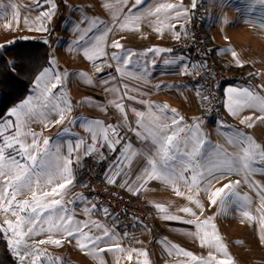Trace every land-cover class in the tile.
I'll return each instance as SVG.
<instances>
[{"label": "snow or ice", "instance_id": "obj_1", "mask_svg": "<svg viewBox=\"0 0 264 264\" xmlns=\"http://www.w3.org/2000/svg\"><path fill=\"white\" fill-rule=\"evenodd\" d=\"M144 0H134V7L141 5ZM257 0H253V3ZM264 4V0H258ZM129 0H118V4L127 6ZM14 10L16 5L12 6ZM109 10H112L113 5H105ZM129 8L124 14L123 19H120L121 9L117 8L113 13V19L119 21L118 28L121 30H135L145 16H157L164 14V21L171 19H187L188 10L182 6H176L172 3H160L154 10ZM195 7V0H193ZM55 8V5H52ZM175 13L172 15V13ZM140 13V14H137ZM183 14V15H182ZM52 12L44 11L42 19L38 20V30L47 31L43 27V19H50ZM14 16L19 23V10L14 12ZM160 21V23H164ZM28 21L25 20V23ZM103 21L92 20V28L102 24ZM261 26L264 27V17H262ZM9 29L11 25H6ZM169 27H174L169 25ZM92 28L82 30L80 40L84 41ZM158 32L161 30L158 26ZM112 28L105 26L104 31L88 46L83 47L84 56L87 60L95 62L101 57H106L108 54L105 51L107 45V36ZM79 47V45H77ZM110 47L121 49L123 46L119 41L111 43ZM159 53L161 49H152ZM137 55L133 51H125L123 55L113 53L110 59L116 61L118 72L122 77L130 76L136 80H143L144 76L150 71L147 65L143 68V76L134 74L129 71V66L133 64L132 57ZM233 57L237 56L235 51H231ZM50 65H54L56 61H50ZM155 64V61H151ZM165 64H174L175 60L164 61ZM14 66V65H13ZM243 66V65H240ZM106 67H112L111 64H106ZM136 67H140L137 63ZM96 72H101L102 68L97 67ZM69 75L77 78L84 77L89 84L92 83L89 77L83 73H61L54 67H48L42 70L36 80V88L39 89V96L36 99L33 97L27 98L18 108H13L10 116L15 120L0 122V212L5 214L11 213L17 219L15 223L10 220L4 221L2 230L11 232L15 238L13 241L14 250L17 251L21 264H25L28 258H31V264H39L42 256L47 257V253H42L35 248L34 245H29L27 239L32 236L47 232L50 234L47 241L41 240L39 243H51L56 246L62 244L61 239H52L53 234H60L62 237H74L77 244L82 250L87 249L89 253L99 258L97 253L115 250L117 253L124 250L113 242L115 233L97 222H92L90 226L87 222H81L75 218L74 211L70 210L63 200L65 190L69 185H72L74 180L73 174V153L75 149L69 143L67 152L64 154L61 150V145L56 144L55 148L50 145V141L44 138L42 142L37 138V133L30 129V124L36 120L46 122L48 117L55 113L59 119L56 123H63L66 119V113H70L72 105L69 97L65 94L63 82L66 81ZM114 80L115 77H112ZM105 84L109 81L105 80ZM128 85H124V95L129 100H136L135 96L128 95ZM167 87V85L163 86ZM59 92H54L56 89ZM116 91V89H113ZM138 91V89H136ZM227 96V111L232 116H237L245 109H253L260 113L256 119L264 121V95L258 94L256 91L244 87L236 88L229 87L226 90ZM115 103V102H114ZM138 103L144 104L146 101L139 100ZM116 108L120 113L124 114V125L128 127V131H132L135 135L146 142L143 151L137 152L133 149L130 142L123 140L118 126L111 124L105 125L99 120H88L84 126L92 133L91 139L93 144L86 149L87 152L96 151L95 142L101 141L102 146H107L109 150H116L117 146L122 147L120 153V162L116 165L110 183L116 182V177L120 176L122 169L125 166H131L133 159L139 157L144 161V167L141 174L137 177L140 181V187L143 188L149 181H160L166 185H171L178 195H182L177 184L183 182L189 187V191L193 188L202 189L209 196V201L212 205L220 202L221 211L223 212L227 204L230 202L229 197H235L245 204H251V200L247 196H240L236 191L240 181L235 183L225 184L223 187L213 190L214 182L219 181L231 174H243L244 180L248 181V177L253 173V165L255 163L264 164V146L256 143L252 137L244 135L239 131L226 133L229 143H232L238 151L228 153L219 145L211 144L205 139L200 131L199 122L194 127H187L183 123V118L178 117L175 109H169L167 105H151L148 104L147 111L131 109L134 113L135 127L128 126L127 115L123 103H115ZM158 111H153V109ZM248 126H252V117H248ZM244 121H242L243 123ZM47 126V123H45ZM223 127V125H222ZM15 129L14 131H12ZM67 131V130H66ZM11 133V134H8ZM31 142H28V138ZM83 143L81 139L76 145V149ZM9 150H12L9 152ZM79 160V156L75 157V161ZM264 171V169H261ZM51 186V190H43ZM256 186L260 192L261 207L257 209L260 213L259 222L264 227V189ZM42 194L38 195L37 192ZM24 192L31 193V201L28 199L18 200L17 197ZM59 196V199L54 197ZM53 197L51 200L47 198ZM81 200L84 197H80ZM188 199L196 204L197 207L203 210V205L198 199H194L191 195ZM67 203H71L68 201ZM95 205L93 206V208ZM159 211L165 213L164 219L169 221H178L181 223L193 225L195 235L199 237L202 246H207L221 254L224 258L217 259L215 255H209L207 259H199L192 252L177 248L176 252L189 258L193 264H234L226 245L222 242L221 236L218 234L216 225L212 223V218L200 220L192 208L185 207L182 211L193 217L191 220L181 221L178 216L167 214V209L163 206H158ZM87 211V210H86ZM107 211V209H104ZM24 215H21V214ZM242 215L247 220H254L250 211L243 210ZM92 228L99 229L102 234H92ZM88 229V231H85ZM264 240V236L261 237ZM107 246V247H106ZM22 249H31L21 251ZM142 256H147V252L138 253ZM131 259V254L128 256ZM57 259L48 257V264H57ZM103 264V262H102ZM143 264H148L145 260Z\"/></svg>", "mask_w": 264, "mask_h": 264}, {"label": "crops", "instance_id": "obj_2", "mask_svg": "<svg viewBox=\"0 0 264 264\" xmlns=\"http://www.w3.org/2000/svg\"><path fill=\"white\" fill-rule=\"evenodd\" d=\"M39 1L40 0H0V6H2L4 13V17L0 20V35H9L10 33L16 34L19 32L30 35V37L44 35L38 32L39 24L37 21L43 12L42 9L46 7L50 12L54 10L50 19H46L47 27L46 24L43 26L47 28L46 35L49 41L56 42L63 39L66 41L65 52L70 63L73 62V56H84L81 49L90 45L95 40L96 36L102 34L105 26H108L112 28V31L109 32L106 38L107 45L105 51L108 56L110 57L113 53L122 56L125 51H133L136 52L137 55L132 57L133 64L129 66V71L143 76L144 66L147 65L150 69L143 80H136L127 75L122 77L118 72L105 78L104 80L109 81V83H104L102 94H100L101 96L97 95L98 98H96V100L97 103L100 102L104 105V110L108 115H88L89 118L77 115L78 119H82L83 121L86 120L85 122L88 120H99L105 125L111 124L113 126H118L120 131H128V127L124 125V114L119 112L115 103L124 104L125 111L128 113V126L130 127L135 125L136 119L131 109L135 108L137 110L147 111L148 104L167 105L169 109L176 110V114L178 117L183 118V123L187 127H194L196 123L199 122L200 131L205 139L210 141L211 144L217 145L218 141L216 136L220 133V128L226 126L227 117L236 119L235 121L240 123L242 115H254V111L245 109L237 116H232L227 111L226 90L229 87H248L257 93L258 90H260L259 75L260 71L264 68V34L262 30L263 27L261 26L262 12H258V5L260 4L258 1L253 3V0H208L209 16L205 25V31L210 48L222 64L235 69L245 67L252 73L251 75L255 80V85L253 86L224 84L221 87L220 98L223 102L225 113L222 119L211 117L208 114L209 111L205 98L179 82L181 77L197 67L195 59L180 53L177 49L178 45L187 42L190 38L196 0L195 7H193V0H144L141 5L135 7L134 0H129L127 6L118 4V0H83L85 6L81 5V3H83V1H81L79 3L81 6L78 10L75 9V11L71 6L68 8L69 10L65 9V7L60 10L58 3L55 4V8H52L50 4H46V6L40 5ZM160 3H172L176 6H182L188 10V18L164 21V14L145 16L135 30H121L117 26L119 21L113 19V13L117 8L121 9L119 15L122 20L129 8L134 7V10L135 8L144 9L146 12L150 9L154 10ZM107 4L113 5L112 10L105 7ZM13 5L21 9V12H19L21 13L19 14V23H17L14 16L15 11L12 7ZM82 8H84V11ZM174 14L173 12L172 15ZM21 15H23V17H21ZM40 19H42V16ZM25 20L28 22L25 23ZM92 20L103 21V23L92 28ZM160 21H164V23L161 24ZM9 24L11 25L10 29L6 27V25ZM169 25H173L174 27H169ZM158 26L161 29L159 32L156 30ZM89 28H92V31L88 33L84 41H81L80 35L82 34V30H87ZM114 34L115 36H112ZM17 38H25V36H16L13 40ZM114 41H119L123 47L121 49L110 47L111 43ZM77 45H79V47H77ZM152 49H161L162 51L157 53L151 51ZM231 51H235L237 56L233 57ZM165 60H175L176 63L165 64ZM87 61L90 67L92 61ZM151 61H155V64H152ZM112 63L115 67L120 66L116 61L112 60ZM137 63L140 64V67H136ZM112 77H115V79L113 80ZM79 82L77 87L80 93L90 94V91L85 88L84 84ZM126 84L129 86L128 95L135 96L136 100H129L127 96L124 95V85ZM165 85H167V87H163ZM113 89H116V91ZM136 89H138V91ZM90 95L94 96L92 94ZM139 100H144L146 103H138ZM153 111H158V109L154 108ZM219 120H222L221 125L219 124ZM85 124H80V130L84 128V133H80L75 138L62 137L59 133L56 135V139L62 144V152L66 154L67 146L71 143L75 149L73 153L74 160L76 156H79L78 161H82L86 155L93 153H96V157L98 158L104 157L111 150H109L107 146H102L100 140L95 142L96 151L86 153V149L93 144V141L91 139L92 133L84 126ZM81 139L83 143L76 149V145ZM128 142L132 144L133 149L137 152L143 151L146 144V142L139 139L135 133L134 137ZM220 146L224 148V143H220ZM120 159L121 157L116 164H111L112 166L110 165L105 173L106 183L109 185L113 184L115 188L116 186L121 187V185H123L121 175L116 177L115 183L109 182L113 177L114 169L120 162ZM142 166H145L144 161L136 157L133 159L130 167L125 166L124 168L133 169V177L137 178L141 174L138 171ZM75 178L76 181L74 186L83 188V182L78 183L77 179L79 177L76 173ZM150 184L151 181L145 185ZM86 196L88 197V195ZM75 199H77V195ZM83 204L85 216H80L81 221L87 223L92 221L100 224V222L95 219L97 213L103 216L109 228L115 226L116 230L119 229L116 220L109 213H106V211H101V209H104L102 206L96 203L97 207L93 208V204L89 202H83ZM162 205L163 204L153 205L156 210L157 219L161 222V226L169 222L165 221L164 223V220L161 219L162 215H165V213L160 212L158 206ZM163 207L166 209L168 208V206ZM167 214L170 215L172 212L167 209ZM151 235L152 229L149 225L142 224L138 226L131 239L132 245L141 248L142 245L149 240Z\"/></svg>", "mask_w": 264, "mask_h": 264}, {"label": "rangeland", "instance_id": "obj_3", "mask_svg": "<svg viewBox=\"0 0 264 264\" xmlns=\"http://www.w3.org/2000/svg\"><path fill=\"white\" fill-rule=\"evenodd\" d=\"M81 1L83 0H40L39 4L46 6V4L55 5L56 3H58L60 10H62L64 7L65 9H68L71 6V8L75 11V9L78 10L81 5H84V1L83 3H81V5L79 4ZM1 8L2 6H0V20L4 17L3 8ZM82 9L84 11V8ZM16 10H19V12H21L20 8H17ZM42 10L43 12L46 10L49 11L46 7H44ZM259 11L262 12V17H264V4L260 3L258 5V12ZM53 12L54 10H52V13ZM41 16H39V20H41ZM21 17H23V15H21ZM42 22L43 26H45L46 19H43ZM262 30L264 34V27L262 28ZM38 32L44 35L30 37V35L20 32L16 34L10 33L11 35H0V48L3 44L12 41L14 38H16V36H25V38H40L46 40L50 48L52 49V56L50 58V61L57 62L54 65H50L49 63L46 68L54 67L61 73H83L92 81V83L89 84L87 80L84 79V77L77 78L73 75H69L68 79L63 82V87L65 94L71 101L72 110L70 113H66L65 121L62 124L56 123L59 117L55 113H52L48 117V120L46 122L36 120L29 126L32 131L37 133V138L41 142L44 138H47L49 139L50 145L53 148H55L56 144H60L62 150V144L59 143L56 139V135L58 133L61 134L62 137L66 138H75L80 133H84V128L80 130V124H85L86 120L83 121L82 119H78L77 115H80L81 117L85 116L86 118H89L88 115H108V113L104 110V105L100 102L97 103L96 100V98H98L97 95L101 96L100 94H102L105 80H96L90 75L89 63L84 56H73V62L70 63L65 52L66 41L64 39L58 40L56 42L49 41L46 35L47 31L39 30ZM112 36H115V34ZM245 72H247L248 75L252 74L247 69H245ZM36 80L31 88V93L25 98V100L29 97H33V99H36L39 96L40 90L36 88ZM259 80L261 87L260 90H258V94L264 95V68L262 71H260ZM78 82L84 84L85 88H87L90 91V94L94 96H91L90 94L80 93L79 88L77 87ZM59 91V88L54 90V92ZM22 102L11 106L6 113L5 118L0 122H6L8 120L14 121L15 118L11 117L9 114L14 107L18 108ZM221 103L222 115L213 116L210 112H208L211 117H215V119H222V117L225 115L222 100ZM250 110L254 111V115H242L240 123H238V121H235L236 119L227 117L225 124L226 126L220 128V133L216 136L218 141L217 145L220 146V143H224L223 149L228 153H235L238 151V149L232 143H229V139L226 136V133H233L235 131H239L244 135L252 137L256 143L264 146V121L256 119V117L260 115L258 111L253 109ZM248 117H252L251 127L248 126ZM242 121L244 122L242 123ZM45 123H47V126H45ZM221 123L222 120H219L220 125ZM220 125L218 126L221 127ZM14 130L15 129H13L12 131ZM28 142H31L30 137L28 138ZM11 151L12 150H9V152ZM89 155L96 156V153ZM119 158L120 156L114 163H112V165L116 164ZM142 168L138 172L141 173ZM261 169H264V164L255 163L253 165V173L248 177V181L244 180L243 174H231L229 176H226L225 178L220 179L219 181L214 182L213 190L221 188L225 184H234L235 181L239 180L240 184L237 186L236 191L240 196H247L251 200V204L249 205L245 204L243 201L237 200L235 197H229L228 199L230 202L227 204L223 212L221 211L219 201H217L216 205H212L209 201L208 194L205 193L202 189L197 190L193 188L191 191H189V187L183 182L176 185L182 195H178L177 191L171 185H166L156 180L151 181L150 185H144L143 188H141L140 181H138L137 178L133 177V169H123V172L121 174V181L123 182V185H121V187L116 186L115 188L113 184H111L113 185L111 186L106 183V181L105 183L112 189L125 192L129 198L134 199L139 203L152 206L153 209V205L157 204H163L162 206L165 207L168 206L167 209L172 212V214L170 215L178 216L181 221L193 219L192 216L182 211V209L185 207L192 208V210L196 213L201 221L212 218V223L216 225L218 234L221 236L222 242L226 245L227 250L234 261V264H264V240L261 239V237L264 236V227H262L259 222L260 213L257 211V209H260L261 207L260 192L258 191L256 186H250L258 185L259 188L264 189V171H261ZM73 174V183L72 185H69L65 190L66 194L64 195L63 200L66 203V206L70 210L74 211L75 218L81 221L80 216H85V211L83 210V202H89L90 204H93V206L95 205V207H97L98 203L89 196V198L86 196V193L84 191V182L82 186L83 188L74 186L76 181L74 169ZM43 190L50 191L51 186ZM37 194L40 195L42 194V192L38 191ZM76 195L77 199H75ZM190 195L194 199H198L200 201V203L203 205L202 211L199 207L196 206L195 203L188 199V196ZM81 196L84 197L83 200L80 199ZM52 198L53 197H49L47 199L51 200ZM54 198L59 199L60 197L56 196ZM17 199H28L29 201H31V193L24 192L19 195ZM68 201H71V203H67ZM243 210L250 211L251 214L256 217V219L247 220L242 215ZM101 211H104V209H101ZM106 213L108 212L106 211ZM21 215L24 214L22 213ZM154 216V226L149 225L152 229V235L149 240L140 248L134 247L132 245L131 239L133 236L129 240V238L125 236L122 231H120V229L116 230L115 226H111V228H109L107 223L104 221L103 216L96 213L95 219L100 222L101 225L107 227L110 232L115 233L114 241H110L109 244L111 245L113 242H115L120 248L124 250L123 252L119 253H117L115 250H105L103 252L97 253L99 258H96V256L89 253L87 249L82 250L79 244H77L74 237H62L60 234H53L52 239L62 240V244L60 246H56L51 243H39V241L41 240L47 241L49 239L50 234L46 231L42 232L39 235L32 236L26 239L29 245H34L35 248L40 252L47 253V257H41L39 264H48V257L58 258L57 264H102V262L103 264H143L145 260L148 261V264H193V262L189 258L183 256L182 254H178L176 252L177 248H182L184 250L190 251L199 259H207L209 255H215L217 259L224 258L221 254L215 252L214 249L201 245L199 237L194 234L195 229L193 225L181 223L178 221L165 220L164 215H162L161 219L164 220V223L165 221L169 222L168 224H162L161 226V222L157 219L155 209ZM16 219L17 218L11 215L10 212L7 214L0 212V226H3L4 221L6 220H10L15 223ZM88 223L90 226L92 225V221H89ZM85 231H88V229H85ZM92 234L97 235L102 234V232L99 229L92 228ZM14 239L15 238L11 235V232L3 231L2 227H0V241L8 246L9 250L14 256V259H16V264H21L19 255L13 247ZM28 250L31 249H22L21 251ZM140 252H147V256L145 257L139 255L138 253ZM129 254H131V259L128 258ZM25 264H31V258H28Z\"/></svg>", "mask_w": 264, "mask_h": 264}, {"label": "built area", "instance_id": "obj_4", "mask_svg": "<svg viewBox=\"0 0 264 264\" xmlns=\"http://www.w3.org/2000/svg\"><path fill=\"white\" fill-rule=\"evenodd\" d=\"M209 16L208 0H196L194 19L187 42L178 45L180 53L195 59L197 67L189 74L181 77L180 83L192 91L202 95L207 102L209 112L213 116L222 115L220 89L224 84L253 86L254 80L247 72L222 64L210 48L206 37L205 25ZM111 64L112 67H106ZM97 67L102 68L96 72ZM90 75L96 80H102L116 73V67L109 56L91 62ZM135 127V125H132ZM123 140L134 137L132 131H120ZM121 146L111 150L107 155L98 158L86 155L82 161H75L73 169L84 182L86 195L95 200L116 220L120 231L129 239L140 225L155 224L154 209L150 205L139 203L122 193L113 190L105 183V173L109 166L118 159Z\"/></svg>", "mask_w": 264, "mask_h": 264}, {"label": "trees", "instance_id": "obj_5", "mask_svg": "<svg viewBox=\"0 0 264 264\" xmlns=\"http://www.w3.org/2000/svg\"><path fill=\"white\" fill-rule=\"evenodd\" d=\"M51 56L52 49L48 42L40 38H17L1 46L0 121L11 106L22 102L31 93L35 80L49 65ZM239 69L245 71L246 68ZM77 181L83 182L80 178ZM116 191L128 196L121 190ZM0 264H16L8 246L1 241Z\"/></svg>", "mask_w": 264, "mask_h": 264}]
</instances>
